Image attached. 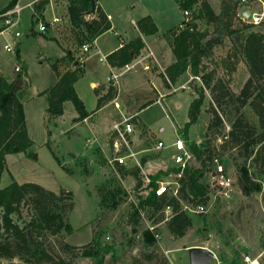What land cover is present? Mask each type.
<instances>
[{
	"label": "rangeland",
	"instance_id": "rangeland-1",
	"mask_svg": "<svg viewBox=\"0 0 264 264\" xmlns=\"http://www.w3.org/2000/svg\"><path fill=\"white\" fill-rule=\"evenodd\" d=\"M9 1L0 0V10ZM209 1L214 10L219 12L221 0ZM99 2L106 11L114 16L117 24L121 26L120 28L125 27L128 32L133 30L131 22L133 18L137 20L145 12L153 13L160 24L159 32L154 37H161L159 39L165 38L163 33L178 26L184 19L183 11L176 0H99ZM68 5L69 0H55L54 11L61 17V21L55 26L50 25L46 32L42 33L37 30L38 16L32 15L31 9L26 8L18 27L22 31V35L16 37L10 33L0 34V75H5L11 81L18 73L15 70L16 66H21V69L24 68L23 65L27 67L30 82L25 78L26 87L30 86L24 103L29 135L34 142L29 149L33 153L32 156H28L25 152L7 154L8 170L2 174L1 186L5 187L12 182V174L19 183L33 181L56 190L57 193H60L62 189L73 192L74 205L71 210H67L66 219L72 223L74 232L69 234L62 231L57 235H52L48 230L38 229L35 236L43 241L54 257L60 255L72 260L75 264H190L187 248L194 244L206 245L215 252L216 257L211 264H245L243 262L245 255L258 257L259 264H264V170L260 171L250 160L247 162L252 178L259 181L262 188L259 191L245 194L239 183V168L244 165L245 157L241 155L240 149L233 147L232 143L227 141V138L222 134L212 138V144L215 146V155L222 159L228 171L235 174L237 179L233 197L229 200L210 199L209 195L206 196V192L203 195L204 200L201 202L207 205L208 210L201 213L190 212L193 225L184 236L171 235L166 222L160 220L157 223V231L161 237L156 239V242L151 246H147L143 242V230L149 223L154 224V219L161 216L160 212L157 211L151 215L145 206L140 207L142 213L139 215V222L135 227L130 221V215L133 211V203H139V196L146 197L151 193L152 175L146 172L151 176V183L146 187L143 185L139 190L135 188L134 183L130 185L127 180H124V174L119 170V165L116 164L113 168L107 162L108 158L105 157L102 163L101 160L91 159L82 153L77 157L69 153L84 150L87 136L95 143L104 141L110 124L108 121L111 120L112 114L116 113V108L114 102L108 104L99 111L93 120L84 124L81 127V133L85 136L79 134L71 136L63 133V129H69L71 126L72 116L76 113L71 100L64 102V113L56 121L58 122L57 126L52 121L57 117L49 118L47 114L48 97L46 94H39V92L53 86L57 81L58 76L53 62L65 56L66 52H73L74 56L79 59L85 58L84 53H88L83 51V45L86 43L80 44L82 36L71 21ZM40 12V16L46 21L53 13L50 4L43 5ZM166 15L168 16L165 18ZM84 20L91 23L85 18ZM233 22V27L236 28H242L248 24L238 18H235ZM197 23L201 29L210 31L213 29V25L204 19H198ZM251 28L264 31V23L253 25ZM117 41V36L111 31L104 33L100 38L101 45H109ZM6 42H10L15 47V52H9L4 48ZM89 44L91 60L88 65L97 80L106 82L109 70L104 62L98 60L100 54L92 53V43ZM232 46L231 38L225 37L224 43L215 47L210 67L216 68L215 81L224 79L228 87L238 93L246 82L249 71L240 53L230 60L227 59ZM157 48H160V45ZM18 50L21 61L16 57ZM161 50H163L162 47ZM169 55L173 54L168 52L165 60L168 61ZM225 59L226 63L229 61L233 64V70L229 68V72L226 70ZM67 65L73 67L72 61L63 60L61 70H64ZM142 68V65L138 64L121 77L124 83L121 85L119 102L123 103L124 107H127L131 112H137V119L141 126H144L143 124L150 125L155 132V135H149L150 139L143 141V144L150 146L154 141L156 143L157 136L162 138L169 147L177 138L178 128L183 127L188 120L189 105L194 96H197L202 82L195 76L189 79V72L186 71L175 81V89L162 98L159 96L160 92L157 93L155 90V87L159 89L161 80L157 77L160 75H154L151 81L147 79L148 72ZM139 73L145 77L137 84L132 76ZM152 73V70H149V74ZM192 79L196 80V87H193ZM78 88L85 96L83 100L86 108L92 111L97 106L98 97L95 87L89 83V77L81 80L78 83ZM204 93L202 112L197 122L189 130L190 138L197 144L204 143L207 125L213 116L212 105L216 106L211 88L205 87ZM157 98H159L158 101ZM235 107L234 105L227 106L232 112ZM242 110L250 121L258 122L257 116L249 106H245ZM47 116L48 118H46ZM45 119L49 121L46 122L47 126ZM135 121L133 119L134 123ZM91 122H94L96 132H89L91 131ZM229 128V123H227L226 130L228 131ZM141 131V128L137 126L133 137L137 138ZM95 134H97L96 139H94ZM108 136H110V132ZM48 140L51 148L47 144ZM168 147L153 152L151 158H155L157 162L155 166L148 165L147 171L155 170L156 173L160 168L167 167V164H162V162L165 161L164 153L168 152L166 150ZM51 149L58 156L61 164L54 157ZM166 161L171 162L169 157L166 158ZM131 163L129 160L125 166L129 167L132 165ZM192 166L200 167L201 164L196 161ZM203 172L206 171L203 170L201 173ZM163 176L161 175L157 180ZM205 181L206 177H202L199 182L204 184ZM118 188L120 193L115 197L117 202L115 208L112 206L113 199H108L103 205L100 204L101 195L105 193V190ZM100 189L104 191L102 192ZM192 198L194 201H185V203L196 207V203H200L197 202L199 198L194 196ZM32 214L31 206L23 203L19 223L23 226ZM3 229L0 209V234ZM64 242L75 246H85L91 243L98 247L101 254L98 257L82 256L80 248L75 252H64L61 248V243ZM0 264L29 263L15 256L1 258ZM40 264L51 263L42 262Z\"/></svg>",
	"mask_w": 264,
	"mask_h": 264
},
{
	"label": "trees",
	"instance_id": "trees-1",
	"mask_svg": "<svg viewBox=\"0 0 264 264\" xmlns=\"http://www.w3.org/2000/svg\"><path fill=\"white\" fill-rule=\"evenodd\" d=\"M14 1L10 0L0 10V13L10 7ZM177 2L182 10L193 9V15L189 22H185L184 27L178 25L166 33V36L172 39V50L176 57L175 62L166 69V72L172 81H175L188 69L193 76L201 78L202 83L197 96L191 100L189 105L188 120L183 127L178 128L201 166H191L186 169L181 178L179 198L169 194L157 196L154 191H151L145 198L139 196L138 205L133 203L130 221L135 227L139 222L140 207L145 206L151 215L157 211L160 212L161 216L154 219V224H157L160 220L165 219L162 212L164 207L170 205L172 215L165 219L167 228L173 236L182 237L193 225L190 212L183 210L182 201L192 202L194 201L192 196H194L199 198L197 202L203 203L201 201L204 200L203 195L206 193L207 187L199 182L201 172L206 170L207 165L217 157L214 153L215 146L212 144V138L222 134L227 138V141L232 143L233 147L239 148L241 155L245 157L244 165L239 168V183L242 191L249 194L262 188V184L252 178L247 162L250 160L260 171L264 170V31L251 28L254 24L249 23L242 28L233 27L234 19L238 18V0H221L219 12L214 10L209 0H177ZM43 5H45V1L37 5L38 13H41ZM94 9H97L101 19L93 20L91 23L86 22L83 18L84 11H93ZM68 11L73 25L79 29L82 36L81 45L93 43L99 35L111 28L107 13L100 7L98 0H69ZM198 19L206 20L213 25V29L210 31L199 28ZM137 24L146 33H155L158 30L150 16L140 18ZM1 29L0 24V31ZM225 37H230L233 42L227 59L230 60L240 53L249 71V76L238 93L231 90L224 79L215 81L216 68L210 67L214 49L224 43ZM143 46L144 42L138 36L110 53L108 61L112 66L123 67L132 62ZM16 57L21 61L19 50ZM66 59L72 61L73 67L67 65L64 70H61V63ZM23 66L24 68L11 81L5 75H0V209L4 226L3 232L0 234V259L18 256L29 264L42 262L75 264L63 256L54 257L43 241L35 236L38 229L48 230L52 235H57L62 231L69 234L74 232L72 223L66 219L67 210H71L74 205L73 192L62 189L60 193H57L33 181L19 183L11 173L12 182L5 187L1 186L2 174L8 170L7 154L25 152L28 156L33 155L29 149L34 142L28 133L24 108V100L28 96L27 90L30 85L26 87L27 67ZM53 67L58 76L57 81L53 86L39 92V94H46L48 97L47 114L49 118L61 116L64 113V102L71 100L77 111V116L73 120L75 122L83 120L117 95L118 88L112 81H109L104 93H102V88L95 87L98 97L97 106L92 112H89L75 87V83L84 76V69L79 58L75 57L73 52H66L65 56L53 62ZM228 68L234 69L233 64L229 61L226 63V70L229 72ZM205 87L211 88L216 106L212 105L213 116L207 125L205 141L197 144L190 138L189 130L197 122L202 112ZM229 105L236 106L233 112L227 108ZM245 106H249L253 110L258 118L257 123L248 119L242 110ZM227 123L230 127L228 131L226 130ZM47 144L51 148L49 140ZM52 152L61 164L58 156L53 150ZM119 170L125 173L123 165H119ZM171 171H178V169H159L155 174H152V185L156 186V180ZM127 173L135 178V188L139 189L143 185L141 168L133 167ZM100 191L104 190L100 189ZM118 193H120L119 188L105 190V193L101 195L100 204L103 205L108 199H113L112 206L115 208L117 206L115 197ZM23 203L31 206L33 214L22 226L19 223V218ZM200 203H196V205ZM154 234L148 228L143 230L145 245L151 246L156 242ZM61 248L64 252H75L80 248L82 256L87 257H98L101 254L98 247L91 243L85 246H75L64 242L61 243Z\"/></svg>",
	"mask_w": 264,
	"mask_h": 264
},
{
	"label": "built area",
	"instance_id": "built-area-1",
	"mask_svg": "<svg viewBox=\"0 0 264 264\" xmlns=\"http://www.w3.org/2000/svg\"><path fill=\"white\" fill-rule=\"evenodd\" d=\"M44 1L46 5H51V9L53 11L50 19L47 21L43 20L37 11V5ZM54 3L55 0H15L10 7L0 13V24L2 26L0 34L10 33L16 37H20L22 35V31H20L18 27L21 24L22 14L26 8L31 9L32 15L34 14L38 16L39 23L37 30L42 33L46 32L50 25L55 26L61 21V17L54 11ZM245 8L249 9L248 14H243V10ZM183 14L184 19L179 24L180 27H184L186 25L185 22L190 21L193 15V9H183ZM237 16L245 23L254 25L261 24L264 21V0H238ZM83 17L91 22L93 20L101 19L97 9H94L93 11H84ZM107 17L109 20L111 19V15L107 14ZM4 48L9 52H15V47L10 42L4 43ZM83 51H90L89 43L83 45ZM84 59L85 58L79 60L80 62H84ZM127 66L128 64L126 67ZM15 70L19 73V71H21V66H16ZM118 76V73L112 72L108 79L109 81H112L114 85H117ZM196 78L201 81L199 76ZM116 106L119 107L117 103ZM133 118L134 116H123L121 120L116 122L113 126V137L111 144L112 152L108 158L109 164L112 166L116 164L126 165L130 159H133L135 160V164L137 166L140 168L142 167L140 160L137 158V152L133 150L132 145L133 134L136 128ZM169 146H171L174 150L170 157L173 161V167L177 168L178 171H171L164 175L160 180H157V185L152 186L151 191H154L157 196L169 194L179 198L181 178L184 176L186 169L191 167L192 164L197 161V159L191 147L189 146V143L184 139L183 134L179 131L177 138ZM165 147H168V145H166L163 140H157V142L154 144V149L159 151ZM205 171L206 172L201 173V178L206 177V181L204 183L207 187L206 196L209 195L210 199L219 198L221 200H229L233 197L234 191L237 187V179L235 178V174H231L230 171H228L225 163L220 157H215L213 161L207 165ZM143 180V185L146 187V185L151 183V176L149 174H144ZM143 185L139 188V190L143 187ZM134 204L138 205L137 202ZM182 204L183 210L187 212L201 213L208 210L206 207L207 205L203 203L197 204L196 207H192L184 201H182ZM162 212L165 215V219H167L172 215V207L167 205L164 207ZM141 213L142 212L140 211V214ZM146 228L155 233L154 235L156 239H160L161 235L159 231H157V224L149 223ZM243 262H245V264H259V258L245 255L243 257Z\"/></svg>",
	"mask_w": 264,
	"mask_h": 264
},
{
	"label": "crops",
	"instance_id": "crops-1",
	"mask_svg": "<svg viewBox=\"0 0 264 264\" xmlns=\"http://www.w3.org/2000/svg\"><path fill=\"white\" fill-rule=\"evenodd\" d=\"M98 4L105 11V13L111 15V19H110L111 28L108 29L107 31H105L104 33H107L109 31H111L118 38L117 42L111 43L109 45H107V44L101 45L100 44V38L104 35V33H102L91 44L92 53L100 54L98 60L101 61V62H104L106 64L108 70H109L108 75H107V81L106 82H102V81L97 80L95 78V76L93 75L92 69L88 65L89 60H91V56H90L91 54L89 52L88 53H84L82 51V53H84V56H85L84 62L82 63V68L84 69V76H82L75 83V87H76V91H77L78 95L82 98V100L85 99V96H84L83 92L78 88V83L81 80L86 79V78L89 77L90 85L92 87H100V88H102V93H104V92H106V89H107V87H108V85L110 83L109 79H108L109 76L111 75L112 72H116L119 75L118 78H117V81H118V84H117L118 92H117V95L115 96V98L107 101L99 110L91 113L88 117L84 118L83 120L76 121V122L73 120V118L77 116V111H76V113L72 116V121H71L72 124H71V126H69V129H66V128L63 129V133L70 134L71 136L76 135V134H79L81 136H85V135H83L81 133V127L84 126V124H87L91 120H93V118H95V116L99 114V111H101L108 104H111L113 102H114V105H115V108H116V113L112 114L111 120L108 121L110 124H109V127H108L107 131H106L107 134H106V138H105L104 141H102V142L98 141V142L95 143V142H93L90 139L89 136H87L86 141L84 143V147H85L84 150H82L80 152L77 151V152H69V153H71V155L74 156V157H77L80 153H82L84 155H88L91 159L94 158V160H101V162H102L103 160H105L104 159L105 157L109 158V155L111 154V150H112L111 144H112L113 126H114V124L116 122L120 121L123 116H134V117H136V119H135L136 120L135 121L136 127L139 126V128H141L142 131L137 136V138L133 137V144H132L133 145V150L137 152V158L140 160L141 165H143L141 167V173L143 172L142 174H147L146 172H148V173H150L152 175V174L155 173L154 172L155 170L154 171H147L146 167L148 165H152V166L156 165V162H157L156 159L155 158L154 159L151 158V156L154 154L153 152L157 151L156 149H154L155 141L150 146L145 145L142 142L143 141L145 142V140L150 139L149 135H155V132L151 129L150 125L143 124L145 127L141 126L139 120L137 119V112L136 111H132L131 112L127 107H124L123 103L119 102V99H120L119 95H120L121 85H123L122 83H124L123 79L121 80V77L125 75L126 71L134 68L138 64H139V66L142 65V67H143L142 70H144L145 72H148L146 74L147 79H150L152 81V78H153L154 75H157V74L160 75L159 77H157V78H160V80H161L159 82V89L154 86L155 90L157 91V93L160 92L159 96L164 98L165 95H169L175 89L174 83L177 80V78L179 77L178 76L175 81H172L169 78V76H168V74L166 72V69L172 63H174L175 60H176V57H175L174 53H172L173 52L172 45H171V40L172 39L168 38L166 36V33L171 28L169 30H167L166 33H163V36H165V38H163V39H159L161 37H159V38L156 37L155 38L154 36H156V34L159 32L160 24L158 22V19L156 18V16L153 13L145 12L143 15H141L140 18H142L144 16H150L153 19V21L155 22V24L157 25V27H158L157 32H155V33L143 32L140 29V27L138 26V24H137V21L140 18H138L137 20L133 18L131 20L133 30L128 32L125 27L120 28L121 26H119L117 24V22L115 21L114 16L110 12L106 11V9L99 2V0H98ZM167 16L168 15H166L165 18ZM138 36H140L141 39L144 42V46L141 48L140 53L132 60V62H130L128 64L127 67H126V65L123 66V67L112 66L110 64V62L108 61V55L110 53L118 50L125 43H128L130 40H132V39H134V38H136ZM165 44H166V47H165ZM158 45H160V48H157ZM161 47H162L163 50H161ZM168 52H169V54L171 53L173 55H171V56L169 55V58H168V61H167V60H165V56L168 55ZM150 53H152V54H150ZM145 66H148V67H145ZM149 70H152L153 73L149 74ZM187 72H189V76H190L189 79L192 78L193 75L191 74L190 69H188ZM144 77L145 76L142 73H139L137 75L132 76L133 80L137 84H139ZM25 78H26V80H28V82H30L28 71H27V76L25 75ZM152 84H153V82H152ZM181 86H184V84H181ZM156 100L158 101L159 98H157ZM65 103H66V101H65ZM116 103L119 105V107L116 106ZM145 104H147V103H145ZM24 108H25V103H24ZM85 108H86V106H85ZM92 111H89V112H92ZM25 113H26V111H25ZM61 116H58L55 120H52V121H54L55 126L58 125V122H56V121ZM46 118H48V116ZM46 120H48V119H45V124L47 126L46 122H49V121H46ZM91 123H92V124H90V130L91 131H89V132H92V133L96 132V130L94 129V122H91ZM91 128L93 129V131H92ZM47 129L50 130L51 128H47ZM109 132H110V136H108ZM28 133H29V131H28ZM96 137H97V134H95L94 139H96ZM156 138H158V140H163L162 138L157 137V136H156ZM87 142L89 143V145H87L88 144ZM166 150H168V152L164 153L166 155V157L164 158L165 161L162 162V164H164V163L167 164V167L164 168V170H167L168 168H172L173 167V162H172V159L170 157L171 154L173 153L172 147L169 146ZM168 157H169V159L171 161L170 163H168L166 161V158H168ZM130 161L132 162L131 163L132 165L129 166V167H126L124 165V172L125 173H122V172L121 173L124 174V180L125 181L127 180L128 183H130V185H132L134 183V186H135V184H136L135 178L130 173H127V172L130 171V169H132L133 167H137V165L135 164V160L130 159ZM107 162L109 163V161H107ZM104 164H106V162H104ZM13 177H14V175H13ZM54 191H56V190H54ZM194 245H200V244H194ZM187 252H188V250H187ZM188 258H189V255H188ZM172 264H174V263H172Z\"/></svg>",
	"mask_w": 264,
	"mask_h": 264
},
{
	"label": "water",
	"instance_id": "water-1",
	"mask_svg": "<svg viewBox=\"0 0 264 264\" xmlns=\"http://www.w3.org/2000/svg\"><path fill=\"white\" fill-rule=\"evenodd\" d=\"M249 9L245 8L243 14H248ZM193 87H196V80L192 79ZM190 264H211L215 258V252L206 245H191L187 248Z\"/></svg>",
	"mask_w": 264,
	"mask_h": 264
}]
</instances>
